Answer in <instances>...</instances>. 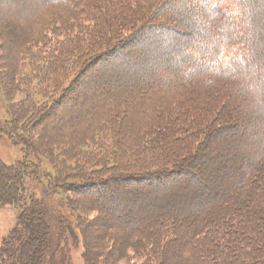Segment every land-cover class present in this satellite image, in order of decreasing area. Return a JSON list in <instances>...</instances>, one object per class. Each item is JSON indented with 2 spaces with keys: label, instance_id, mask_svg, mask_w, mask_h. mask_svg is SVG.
Wrapping results in <instances>:
<instances>
[{
  "label": "trees",
  "instance_id": "trees-1",
  "mask_svg": "<svg viewBox=\"0 0 264 264\" xmlns=\"http://www.w3.org/2000/svg\"><path fill=\"white\" fill-rule=\"evenodd\" d=\"M229 1L234 12L221 0H3L6 132L20 133L26 154L50 161L54 174H42L44 183L38 164L0 161V171L11 177L8 191L0 188V206L18 209L0 264H33L25 251L26 219H43L45 229L58 233L37 264H62L57 257L71 264L66 242L68 234L74 239L72 230L81 232L83 264L125 258L109 244L89 256L86 227L106 211L83 204L91 189L106 192L118 180L124 190L131 182L155 190L154 198L141 194L149 212L131 210L147 231L144 250L138 245L136 252L142 264H264V0ZM153 33H168L170 41L149 38ZM182 34L186 38L176 37ZM127 48L130 58L131 48L140 53L142 66L117 68L115 79L99 81L102 89L77 93L71 102L80 98L84 114L55 131L44 119L50 111L65 112L64 99L92 64ZM157 48L167 58L161 61ZM118 196H111L117 207ZM70 208L78 215L74 223ZM90 210L93 219L86 216ZM46 214L58 219L53 229ZM117 222L110 229L127 239Z\"/></svg>",
  "mask_w": 264,
  "mask_h": 264
},
{
  "label": "rangeland",
  "instance_id": "rangeland-1",
  "mask_svg": "<svg viewBox=\"0 0 264 264\" xmlns=\"http://www.w3.org/2000/svg\"><path fill=\"white\" fill-rule=\"evenodd\" d=\"M2 2H3V0H0V7H4V6L6 7V5H3ZM4 2H5V0H4ZM228 2H230V1L229 0H221V2H220L221 7L222 8H228L227 6L231 7L230 5H228ZM228 9H231V12L235 11L234 7L228 8ZM84 27L87 28V26H84ZM77 32L79 34H83L81 30L76 31L75 33L77 34ZM16 33H17V30H14L13 34H16ZM169 35L170 34H168V33H163L162 36H164V37H161V36H157L156 33L155 34L153 33L151 36H149V38L153 39V37H158L159 39H156V40L161 41L163 44H165V43H167V41H170V39L168 38ZM172 35H174V34H172ZM176 37L180 38L181 40L186 38V36L183 34L178 35ZM7 38L10 42H12V39H11L12 37L7 36ZM10 47L11 46L9 44L8 50L10 49ZM130 50H131L132 54L134 55L131 58L129 55V48H127L126 52L122 53V50H120V52H118L117 55H113L110 57L103 58L101 60L96 61L94 64H92L93 66H91V68L82 77H80L79 85L77 86V88H74L75 92H73V93L71 92L64 99V105L63 106L67 112L66 111L63 112L61 109L60 110L56 109V110L50 111V113L46 116V118H44L45 120H48L49 123H51V126L55 125V131H56V128L58 129L63 124H66V122L73 121V118L76 120L79 115H82V113L84 114V112H82L83 106L81 104V103H83V101L81 102L80 98L82 97V95L88 93L92 89H98V88L102 89L101 87L103 85H101L99 83V81H103V80L105 81V80H108L111 78L115 79L117 74H119L118 70H116L117 68H120V67H141L142 66V65H140V63H138V60H140L138 58L141 57L140 53L138 51L132 49V48ZM126 55L129 58V59H126L127 62L124 60ZM156 55H158V57H160L159 59L162 58L161 61L164 58H167L164 55V53H162V51L158 48H157ZM9 56H8V58L4 59L5 63H3L2 68L4 69L3 71H5V72H7L11 68ZM123 57H124V59H123ZM77 93H79L80 98H79V100H76V101H78V103L74 104L71 101H73V99H74L73 97ZM20 99H21V96H17L15 98L16 101H19ZM5 102H6V100L0 91V161L8 166V165H13V164L15 165L16 163L22 162L23 160H28L29 162H33V163L39 165V168L37 171L38 176L42 177V174L44 175V173L48 172V174H50V176H48V178L53 177L54 165L50 161H48L44 158H41V157L34 156V155H31V156L27 155L26 150H25L26 144H25L23 138L21 137L20 133H17L15 135H8V133L6 132L8 129V127L6 126L8 124L7 122L10 121L11 118H10L8 110H7V105H6L7 102L6 103ZM70 108H71V111H69ZM51 126H44L43 125L44 131L49 132ZM225 132L231 133L232 131L227 130ZM68 140H71L73 142L76 141V139H68ZM125 147H127V146H125ZM83 150L85 151V150H90V149L83 148ZM121 159H123V156L121 157ZM215 163H217V162H215ZM189 167H191V166H189ZM209 168H212V164ZM187 169L194 170L193 168H187V167H185L183 170H187ZM196 171H198V170L196 169ZM236 171L240 172V169L237 168ZM8 174L9 173H5L4 171H0V188L4 193L9 190V187L6 185L11 180V177H9ZM234 174L236 175V173H234ZM5 175H6V179H5ZM228 175H229V172H228ZM183 176L184 175H181L179 178H182ZM236 177H237V175H236ZM31 178H32V173L30 174L29 178L25 179V182L23 184L25 187H27L25 185L26 182L30 181ZM42 179H43L44 183L47 182V180H45L43 177H42ZM4 181H6V184ZM179 181H180V179L175 180L174 183H177ZM118 182H120V181L118 180V181L110 184L109 190L107 189L106 192H103V191L99 192L96 189H91L88 194L83 195V197L85 199V202L83 204H85L86 207H88L89 209H90V207L95 209V207L97 206V208H99L100 210L105 208V211H106V213H100V215H99L100 217L97 218L96 224L86 227V234L88 237V246L87 247L89 249V256H91V258H92L96 252H103L104 249L101 246H104V245L108 246L107 244H109L110 246H114L115 250L123 251L122 257H125V258L121 259L116 264H142L143 258H142V256L136 254V252H138V249H137L138 245H139V248H141L143 246V244H145L147 242L146 240L141 238V237L145 236L147 231H146V228L144 226H142L141 222L138 223L139 221L133 219L132 214L135 212H132L133 211L132 208H134L135 210H140L141 208H144V209L146 208L145 211L149 212V209L147 208V207H150L148 205V198L144 197L141 194H148L147 191H149V193H151V196H152L151 198H154L155 194H153V192L155 190H154L153 186H149V187L145 188L143 183H136V182H131L129 184H125V190H124L123 187H120L117 185ZM152 182H153V184H155L154 181H152ZM171 184H172V182L168 183L167 186H170ZM208 187H209V185L206 184L207 189H208ZM210 187H214L212 185V183H211ZM115 189H116V191H115ZM128 189L133 190L131 192L132 199L136 201L137 205L132 203V199L130 198V196H131L130 194H128V196H127L126 190H128ZM136 190H138V191L136 192ZM27 191H28V189H27ZM117 191H119V194L120 193L121 194L120 195L117 194L116 193ZM102 194H104V196ZM122 194H124V196ZM137 194H138V196H137ZM112 195H114V196L119 195L116 198V200H114L116 202H118L117 200H119V206L118 207L112 202V200H111ZM140 195H141V197H139ZM142 198H144V199H142ZM132 204H133V206H132ZM102 212H103V210H102ZM69 213H70V218L74 219L73 223L75 221H77L78 215L73 214V210L71 208L69 209ZM46 216H47V219L50 221L49 223H51L53 225V227H52V229H53L56 226L55 222H58V219L49 217L47 214H46ZM86 216L88 219H93V217L95 216V212L90 210V212ZM148 216H149V214H148ZM148 216H147V218H148ZM17 217H18V209L16 207L11 206V205L0 206V247L2 245L3 239L8 238L9 235L12 233L13 229L17 226ZM87 218H85L87 223L92 222V221L88 220ZM113 218H114V220L115 219L118 220L116 225L118 223H120L119 225L123 228V229L121 228L122 231L126 230L125 231L126 235L130 234L127 239H123L124 237L121 238L122 237L121 235H120L121 237H119L118 233H116L117 232L116 230L110 229V226L117 221V220L113 221L112 220ZM25 221L29 225L28 231L30 232L29 237H31L30 242H29V246L27 247V249H25V251H26V253L28 251H30L32 253V255H33V257H32L33 262L32 263L37 264L36 263L37 260L38 261L41 260L40 257L43 255L42 253H44V251H47L48 248H50L51 243L53 244V242H51V238H53V239L55 238L54 233L56 235H58V233H56V231H52V232L50 231L49 232L47 229H45L43 219L41 221L35 219V220H33V222H31L29 220L27 221V219H26ZM111 227H113V225ZM140 229L142 231H138ZM121 230H120V232H122ZM63 234H64V231H63ZM63 234H61V235H63ZM72 234L74 235L75 240L72 238L71 234H68V237H70L71 239L70 238L67 239V242H66L67 248L69 251V255H71V257H72V259L70 260L71 264H83L84 262L82 261L83 260L82 255L84 252V244H83V239L80 235L81 232L76 231V230H72ZM48 237H50V240H46ZM20 238L21 237H19L18 239H20ZM63 238H65V237H63ZM113 240H114V242H113ZM140 250H144V249L141 248ZM111 251H113V249L108 251V252H111ZM104 256L109 258L110 254L105 253ZM57 258H58L57 260L59 262L63 261L62 264L64 263V260H62L60 257H57ZM172 264H177V263H173V261H172Z\"/></svg>",
  "mask_w": 264,
  "mask_h": 264
}]
</instances>
